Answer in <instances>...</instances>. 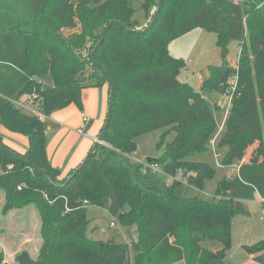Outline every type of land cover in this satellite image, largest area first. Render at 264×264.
<instances>
[{
  "label": "trees",
  "instance_id": "obj_1",
  "mask_svg": "<svg viewBox=\"0 0 264 264\" xmlns=\"http://www.w3.org/2000/svg\"><path fill=\"white\" fill-rule=\"evenodd\" d=\"M134 1L149 17L141 28L133 19ZM158 3L0 0V123L28 138L20 153L0 135L2 211L34 202L41 215L38 255L22 250L18 264H225L232 218L247 213L235 208L236 201L255 194L264 199V0H162L153 18ZM198 27L216 33L222 59L207 66L201 88L231 95L218 146L227 147L221 165L236 166V173L218 180L214 201L179 197L173 186L141 184L129 163L135 138L164 128L158 145L174 135L151 162L166 175L181 171L189 185L202 189L215 172L217 165L190 159L210 149L213 111L200 91L179 79L185 63L168 51L171 40ZM91 37L83 58L78 49ZM231 40L240 45L235 65L228 59ZM45 74L52 79L47 87L40 81ZM107 79L114 95L107 127L98 135L104 144L62 176L46 155L44 118L70 104L81 110L82 92L90 86L106 85L109 99ZM89 205L113 215L121 211L122 224L135 226L136 240L88 239ZM201 237L219 240L222 248H204ZM244 248L264 263V239Z\"/></svg>",
  "mask_w": 264,
  "mask_h": 264
},
{
  "label": "rangeland",
  "instance_id": "obj_2",
  "mask_svg": "<svg viewBox=\"0 0 264 264\" xmlns=\"http://www.w3.org/2000/svg\"><path fill=\"white\" fill-rule=\"evenodd\" d=\"M104 1V0H101ZM241 1V0H235ZM76 2V0H72ZM135 8L133 19L138 23V27L146 25L149 17L145 14L144 10L140 7L139 2L134 1L132 3ZM154 11L152 9L151 13ZM79 26L75 30H78ZM70 30V29H68ZM67 29H64V33H67ZM72 32V31H71ZM94 38L91 37L86 44L78 49L79 55L83 58H88L90 48L93 45ZM216 33L208 31L205 28H194L186 34L179 36L171 40L168 44V51L172 56L183 59L185 65L181 68L179 73V79L183 82H187L197 91H201V85H199L198 76L202 79L206 78V68L208 65H217L221 63L220 49L217 45ZM240 52V45L236 40H231L228 44V59L231 61L238 60ZM90 72V68H87L86 74ZM233 79H231L232 81ZM43 86L47 87L52 84V79L49 74H45L40 78ZM94 79H88L87 83H93ZM232 88V87H231ZM202 94L206 101L209 103L215 118V127L211 139H214L215 149L212 150V145L209 141V151L204 153H195L190 159L197 161H204L209 164L217 165L215 172L207 179L202 189L193 187L188 184L186 176H183L181 171H178L175 176L166 175L163 172L161 164H158V170L153 171L151 165L153 162H147L146 158H158L165 147V143L172 139L174 133H170L164 138V142L158 145V141L161 138L164 128L154 129L152 131L143 133L135 138L136 151L129 157V163L133 167L134 176L138 182L145 185H154L160 189H166L169 186H173L176 194L179 197L188 198L193 196H200L209 201L216 200L215 189L217 182L221 178H228L235 174L236 166L223 167L221 165L222 157L226 151V146L219 147L218 143L225 129V111L227 110V104H224L220 108H214V103H220V97L227 96L230 101V93H220L215 89H203ZM99 99H103V106L101 107L100 116L98 117L97 111L94 115V120L85 132L80 129H85L84 126L87 123L84 122V117L88 119V113L98 109ZM107 100V92L103 91L100 86H90L82 92V109L80 110L76 105H69L62 110L66 114L65 120L62 124L65 127H70L75 133H70L65 136L64 133L55 132L54 123L52 117H45V130H46V155L47 144L50 142L54 147L60 144H67L74 140L76 136L82 138H90L93 135L98 123L102 122L104 115V106ZM108 103V101H107ZM36 110V108H35ZM60 110V111H61ZM99 110V109H98ZM59 111V110H57ZM91 117V116H90ZM50 128V131H49ZM87 129V128H86ZM77 133H79L77 135ZM210 139V140H211ZM219 139V140H218ZM217 140V141H216ZM103 143V142H102ZM104 144V143H103ZM216 153L218 155H216ZM86 157V156H85ZM49 159V157H48ZM11 166V165H9ZM62 170V169H61ZM65 170V169H63ZM69 170V168H68ZM67 170V171H68ZM64 174L66 172H63ZM3 192L0 190V220H17L26 224V233L33 236L27 244V252L32 254L33 258L38 255L37 239H41L40 225L41 215L34 202H29L21 207H16L11 210H16L13 218L5 217L7 212L2 211L4 202ZM87 204V202L85 203ZM245 209L247 213H237L232 218V231H231V243L229 249L225 252V264H264L256 261L253 256L255 254L249 253L244 246L252 245L253 243L264 239V202L258 194H255L252 200H248L245 203ZM125 206L123 210H127ZM9 212H11L9 210ZM121 212V211H120ZM120 212L116 215L111 214L107 209L97 206L89 205L86 209V236L91 240H103L113 239L116 242L124 243L126 238L129 237L130 227H126L120 220ZM10 214V213H9ZM114 222V224H111ZM23 225V226H24ZM38 226V227H37ZM134 227V226H132ZM200 244L211 251H219L222 248V243L217 239H209L206 237L200 238ZM38 249V250H37ZM23 248L19 249L13 245V251L18 254ZM30 254V255H31ZM16 256V255H15ZM13 257H10L8 261H4V253L0 251V257L2 261L0 264H18V261Z\"/></svg>",
  "mask_w": 264,
  "mask_h": 264
},
{
  "label": "crops",
  "instance_id": "obj_3",
  "mask_svg": "<svg viewBox=\"0 0 264 264\" xmlns=\"http://www.w3.org/2000/svg\"><path fill=\"white\" fill-rule=\"evenodd\" d=\"M74 30L75 29H70V30L67 29V31H68L67 33L74 31ZM78 54H79V52H78ZM229 61L233 65H235L237 63V60L234 62L231 60H229ZM206 75H207V68H206ZM198 79H199V82H198L199 85L202 86V81L204 79H202V77L200 75L198 76ZM100 87H101V89H103V91L106 90L107 100H106L105 106H104V115L102 118V122L98 123L99 125H97L93 135H91L90 138L86 137V135L82 138L81 136L78 135L79 133H77L78 136H76L74 138V140H72L70 142L67 141V144H60L56 147H54V145H52L50 142H48V144H47V152H48L49 161L53 166L58 167L60 170L62 169L61 170L62 176L66 175L71 169L75 168L78 164H80L83 161V159L85 158V156H87V154L91 151L93 144L95 142V139L98 137V135L100 133V129L105 122V117H106V113H107V105H108V103H107V101H108V87L106 85H102ZM85 89H87V88H85ZM202 90L203 89L201 88V91H200L201 93L203 92ZM224 104H227V110L225 111L226 112L225 113V119H226L227 114H228V110L230 107V101H229V98L227 96L222 94V96L220 97V103H214V106H216L214 108H220ZM70 105H73V104H70ZM102 106H103V99H101V100L99 99V103H98V109L99 110L96 109L95 112L94 111L92 112V110H90V112L88 113V115H89L88 116V122L86 124L87 127H85V129H83V132L88 130L89 126L91 125V123L94 120V115L97 111H99L98 117L100 116V111H101ZM30 108H32V107H30ZM25 110H27L29 112L30 111L33 112L31 109L25 108ZM58 110L59 111L56 110L50 115L53 118L52 121L54 123V125H53L54 130H56L55 132H57V134L62 132V133H64L65 136H68L70 133L76 134L77 131L76 132L72 131L70 129V127H65V125L62 124L63 120H65V118H66V114H64L61 109H58ZM50 116H48V117H50ZM49 131H50V128H49ZM0 135L2 137V141L6 145H8L10 148H12L13 150H15L17 152L23 153L28 148L27 136H25L21 133L10 131L7 128H5L1 123H0ZM210 143H211L212 148H213L212 150L217 152V150L215 149V144H216L215 140L211 139ZM252 147L253 146H251V148ZM251 148L249 149L247 156H249ZM68 168H69V170H68ZM63 169H65V170H63ZM63 172H66V173L64 174ZM235 173H236V168H235ZM261 199H263V198L261 197ZM243 202L245 203L246 201H243ZM263 202H264V199H263ZM244 206H245V204H244ZM10 211L11 212L8 211V214L5 215V217L13 218L15 216L16 210H10ZM23 225H24V222H19L17 220L16 221L12 220V219L7 220V221L0 220V251H2L4 253L3 263L8 261L10 259V257L14 258V256L16 255L15 254L16 252L13 251V245L17 246L19 249L23 248L24 250L27 251L26 247H27L28 241L31 240V238H33V236L26 233V224L24 226ZM129 227L131 229L129 230V237L126 238V242L135 241L136 237H137L135 226L134 227L129 226ZM40 245H41V239L38 238L37 239L38 249H39ZM30 256L32 257V254ZM174 264H184V261L180 260V261L175 262Z\"/></svg>",
  "mask_w": 264,
  "mask_h": 264
},
{
  "label": "water",
  "instance_id": "obj_4",
  "mask_svg": "<svg viewBox=\"0 0 264 264\" xmlns=\"http://www.w3.org/2000/svg\"><path fill=\"white\" fill-rule=\"evenodd\" d=\"M161 1H162V0H159V3H158V5H157V7H156V9H155V12H154V16H153V18H154V17L156 16V14H157V11H158V9H159V6H160V4H161ZM151 22H152V20H151ZM151 22H150V23H151ZM109 25H110V23H108V24L106 25V27H105V31L108 29ZM101 39H102V38H101ZM100 41H101V40H100ZM98 43H99V42H98ZM98 43L95 45V47H94L93 50L91 51V56L93 55L94 50H95V48L97 47ZM92 64H93V62H92ZM96 70H97V72H98L99 74H102L98 69H96ZM106 81H107V83H108V84L110 85V87H111V89H110V93H109L108 105H107V113H106V114L108 115V114L110 113L111 106H112V102H113L114 89H113V86H112L111 80H110V79H107ZM107 124H108V117H106V119H105L104 130L106 129ZM99 142H102L100 136H98V137L95 139V143L93 144V147H92V149H91L90 152H93V151L96 149V146H97V144H98ZM12 152H13V151H12ZM88 156H89V154H87V156L83 159V161L81 162V165H80L79 167H82V166L85 164V162H86ZM153 160H155V158H146V161H147V162H151V161H153ZM41 171L43 172L44 175L46 174L42 169H41ZM49 180H50V182H52L51 179H49ZM235 208H236V209H244V202L241 201V200L236 201V203H235Z\"/></svg>",
  "mask_w": 264,
  "mask_h": 264
},
{
  "label": "built area",
  "instance_id": "obj_5",
  "mask_svg": "<svg viewBox=\"0 0 264 264\" xmlns=\"http://www.w3.org/2000/svg\"><path fill=\"white\" fill-rule=\"evenodd\" d=\"M232 89H234V85L232 86ZM18 105L19 106H23L24 108H26V109H31L34 113H38L36 110H35V106H30V104H27V105H23L22 103H18ZM30 107H32V108H30ZM84 119V122H88V119H86L85 117L83 118ZM85 126V125H84ZM80 131H83V129H80ZM216 155H218L217 153H216ZM151 169L153 170V171H157L158 170V165L155 163V164H153V165H151ZM20 187V186H19ZM85 203H86V201H85ZM111 224H114V222H111Z\"/></svg>",
  "mask_w": 264,
  "mask_h": 264
}]
</instances>
